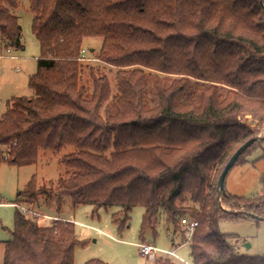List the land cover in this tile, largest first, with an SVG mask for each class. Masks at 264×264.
Returning <instances> with one entry per match:
<instances>
[{
    "label": "trees",
    "instance_id": "16d2710c",
    "mask_svg": "<svg viewBox=\"0 0 264 264\" xmlns=\"http://www.w3.org/2000/svg\"><path fill=\"white\" fill-rule=\"evenodd\" d=\"M40 43L33 97H15L0 117V161L28 165L41 149L65 154L52 187L29 181L17 206L5 264H75L76 222L41 225L27 214L41 195L60 204L145 208L141 235L163 215L178 228L198 222L193 264H264L237 252L224 220H264V191L219 192L234 152L264 128V0H30ZM0 0V43L21 49L23 25ZM87 37L103 38L98 59L117 68L83 76ZM257 139L236 164L261 146ZM264 157V154H263ZM264 180V177H263ZM27 209V210H25ZM251 215H255L252 217ZM155 264H176L160 257ZM85 264H106L91 259Z\"/></svg>",
    "mask_w": 264,
    "mask_h": 264
},
{
    "label": "rangeland",
    "instance_id": "374dc122",
    "mask_svg": "<svg viewBox=\"0 0 264 264\" xmlns=\"http://www.w3.org/2000/svg\"><path fill=\"white\" fill-rule=\"evenodd\" d=\"M12 11L20 17L23 25L25 47L11 48V52H8L7 44L0 43V117L7 112L13 98L35 96L29 81L38 71L41 53L40 43L32 29L36 12L32 10L30 0H20V6ZM102 46L101 37L85 39L83 49L86 56L82 58L84 80L90 82L91 68H94L96 72L107 74L115 86L117 68L98 59ZM258 136H264V128ZM2 148L7 149V146ZM75 150L76 147L72 145L64 147L61 152L41 149L39 161L28 165L0 161V264H5L6 243L13 239L17 210L14 202L19 199V193L26 189L33 176H36L39 187H52L66 169L61 162L62 156ZM263 154L264 142L249 154L246 162L233 166L226 178V189L230 193L242 197L263 193ZM39 201L40 207L28 204L27 214L31 217L36 215L41 225H49L57 218L76 222L77 236L82 243L76 247L75 264H85L94 258L106 264H155L160 257H169L176 264H192V236L183 223L175 228L162 215L155 224L157 233L149 229L142 236L145 208L141 205L128 213V224L121 231L120 223L126 214L120 206L101 207L96 211L91 204L74 205L69 197L62 204L56 198L48 199L45 195H41ZM220 229L233 235L230 242L237 252L264 257V220H224L220 223ZM173 240L182 244L175 246ZM144 242L156 246L157 253L144 256L140 250V244Z\"/></svg>",
    "mask_w": 264,
    "mask_h": 264
},
{
    "label": "water",
    "instance_id": "95a60500",
    "mask_svg": "<svg viewBox=\"0 0 264 264\" xmlns=\"http://www.w3.org/2000/svg\"><path fill=\"white\" fill-rule=\"evenodd\" d=\"M261 138V136L257 137H252L248 141H246L244 144H242L231 156L230 160L228 163L225 165L219 180H218V189L219 192H226V178L230 172V170L233 168L235 165L237 159L239 156H241L257 139ZM252 217H255V215H251Z\"/></svg>",
    "mask_w": 264,
    "mask_h": 264
},
{
    "label": "built area",
    "instance_id": "2783aa9c",
    "mask_svg": "<svg viewBox=\"0 0 264 264\" xmlns=\"http://www.w3.org/2000/svg\"><path fill=\"white\" fill-rule=\"evenodd\" d=\"M8 52H11V49H8ZM86 54H85V50L83 49L82 50V57H85ZM27 210V209H25ZM182 223L185 227V229L187 230L188 234L189 235H193V233L195 232L196 230V227L198 225V222L195 221V220H191L189 218H183L182 219ZM140 250H141V253L144 255V256H152V255H155L158 251L157 247L154 246L153 244L151 243H141L140 244ZM172 254H174V252H172Z\"/></svg>",
    "mask_w": 264,
    "mask_h": 264
},
{
    "label": "crops",
    "instance_id": "0c3cea01",
    "mask_svg": "<svg viewBox=\"0 0 264 264\" xmlns=\"http://www.w3.org/2000/svg\"><path fill=\"white\" fill-rule=\"evenodd\" d=\"M188 240H189V239H188ZM186 242H187V241H186ZM173 244H174L175 246H176V245H178V246H179V245H181L182 243H181V244H179V243H178V241H174V240H173ZM192 264H193V262H192Z\"/></svg>",
    "mask_w": 264,
    "mask_h": 264
}]
</instances>
